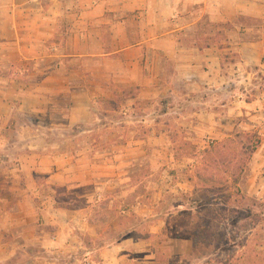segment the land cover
I'll use <instances>...</instances> for the list:
<instances>
[{
    "label": "rangeland",
    "instance_id": "1",
    "mask_svg": "<svg viewBox=\"0 0 264 264\" xmlns=\"http://www.w3.org/2000/svg\"><path fill=\"white\" fill-rule=\"evenodd\" d=\"M4 1L0 0V6ZM56 1L29 0L33 6L44 8ZM59 1L64 15L58 23L59 36L55 38L66 48L71 25L80 26V22H84L81 18L84 9L102 6L104 0ZM192 12L194 21L199 22L192 28V35L205 36V45L217 43L230 49L223 52L227 78L221 91L216 93L212 88L210 92L193 94L190 93L192 86L179 81L176 87L179 94H152L144 98L121 77L127 80L132 76V80H137V76L150 74V66L139 73L133 66L123 64L121 73H116L120 66L112 61L109 66L111 74H116V85H111V94L94 96L91 93L90 110V86H96L93 82L97 79L90 78L89 57L74 59L75 65L85 73H80L73 81L78 90L85 88L89 92L91 121L89 118L87 122L72 124L67 116L66 119L58 117L61 114L51 112L52 108L64 110L68 103L56 100L53 95L55 99L50 95L46 102L40 99L41 113L19 112V105L15 104L16 123L5 135L12 141L18 139L17 147L37 149H25L23 159L20 149L12 146L6 153L9 158L0 160V185L6 182V169L10 167L21 168L26 164L32 169L41 165L48 173L35 172L27 176L29 190H0V264H90V258L100 264L99 244L85 243L86 235L78 231L71 235L73 239L69 242L76 246V240H83V250L46 248L48 242L57 237V228L52 225V209L73 212L69 210L71 206L86 205L88 207L78 212L94 219L97 212L103 214L99 210L101 206L107 205L108 210L113 211L117 210L114 207L120 208L125 203L142 219L132 222V227L137 225V228L122 242L106 246L123 247L120 264H264L262 209L255 210L260 217L254 222L246 218L245 209L230 210L221 202L240 188L264 208V153L261 160L257 155L264 147V105L255 111L245 109L246 103L261 98L264 74L240 65L235 52L236 42L260 38L264 21L238 16L232 23L215 24L205 8ZM136 22L132 30L145 32V22ZM109 29L101 27L94 31L105 36L106 31L110 33ZM79 32L80 36L86 33L81 29ZM87 32L90 35V26ZM98 43L93 47L99 46ZM230 43L233 46L228 47L226 44ZM5 54L15 57L16 51L10 49ZM151 58L156 59L154 55ZM158 65L166 67V80L171 83V62L160 58ZM50 66L45 62H3L0 78L9 80L0 82L10 85L13 78L37 87L43 81L41 78L28 79V74L19 71L25 67L31 71L48 70ZM14 72L18 77H13ZM208 97L212 108L227 107H215L219 111L215 125L200 126L194 113L202 109ZM33 100L32 97L30 101ZM79 103L84 104L82 100ZM236 103L238 110L230 116L229 108H236ZM80 116L82 114L78 118ZM239 133L242 137L234 139ZM254 136L260 139L257 152L253 155L242 152V145L253 148L257 140ZM239 161L246 163L242 172L238 169ZM17 177L16 182L22 183V179L25 182L24 175L18 173ZM136 190L138 196L130 197ZM38 208H42L45 219H39ZM101 230L104 235L106 227ZM196 233L203 239L199 256H193ZM136 244L143 246L144 251L136 249Z\"/></svg>",
    "mask_w": 264,
    "mask_h": 264
},
{
    "label": "crops",
    "instance_id": "2",
    "mask_svg": "<svg viewBox=\"0 0 264 264\" xmlns=\"http://www.w3.org/2000/svg\"><path fill=\"white\" fill-rule=\"evenodd\" d=\"M4 2V5L0 6V57L2 58L0 63L36 62L37 64L45 62L51 66L48 70L38 68L31 71L25 67L19 71L20 74H28V79L41 78L43 81L37 87L29 86L26 81H18L13 78H11L10 85L0 82V160L9 158L6 153H9L12 146L15 145L20 149V156L23 159L22 153L25 149L30 151L37 149L29 146L17 147L20 145L17 143L18 139L12 141L5 135L6 131L8 133V130L16 123L14 115H16L17 107L15 104L19 105V112L26 111L31 115L41 113L42 106H38L42 104L40 99L46 102L48 96L53 95L56 100L63 99L60 101L68 103V105L65 104L66 107H63L64 110L52 108L51 112L61 114L58 117L66 119L67 116L72 124L87 122L89 118L91 121V111L89 113L88 109L89 92L85 88L78 90V86L74 85L73 81L85 71H80V67L75 65L77 61L74 59L90 57V78L98 80L93 82L96 86H90V110L92 94L94 96L111 94V85H116V77H114L116 74H111L113 71L109 66L112 61L118 62L120 66L116 69V73L117 71L121 73L120 69H124L121 66L123 64L133 66L134 71L139 73L150 66V74L140 77L136 74L137 80L134 78L132 80V76L127 80L121 77L123 82L128 81L132 87L137 88L140 96L144 98H149L152 94H179V90H176V87H179L177 84L179 81L192 86L190 93L193 94L210 92L213 90L212 88L217 93L223 89L227 78L223 52L230 49H224L223 44L217 43L205 45V36L202 38L199 35H192V28L199 23L194 21L195 14L192 11L205 8L210 19L216 22L215 24L224 23L223 21L226 24L232 23L238 16L264 21V0H104L102 6L84 9L81 17L84 22L81 21L80 26L78 24L71 25V37L65 48L62 43H59L60 40L55 38L59 36L58 23L64 15V9L59 0L47 8L33 6L29 0H24L21 3L16 0ZM134 22L136 24L145 22L146 31L139 33L132 30ZM89 26L90 35L87 32ZM101 27L110 28L111 34L108 31L105 36L95 34L94 29ZM79 29L86 33L80 36ZM190 38L191 41H187ZM98 41L100 42L99 46L93 47ZM198 43L201 44V48ZM226 45L233 46L232 43ZM10 49L16 51L15 57L5 54ZM235 52L240 58V65L253 67L258 73L264 74V25L260 38L236 42ZM152 55L156 59L151 58ZM160 58L163 61L171 62L172 76L174 77L173 79L170 76L171 83L166 80V67L161 68L158 65ZM239 70L235 72L238 73ZM98 72L101 73L100 76H96ZM13 77H18L17 72L13 73ZM0 80L5 82L9 79L0 78ZM32 97L34 100L30 101ZM79 100H82L84 104H80ZM203 102L205 103L202 104V109L195 112L194 117H198L201 122L200 126L207 123L215 125L219 117V111L215 107L226 109L227 106L220 105L212 108L209 97ZM235 105L236 108H229L230 116L238 110V104ZM261 105H264V91L259 101L246 103L245 109L255 111ZM79 114H82L81 118H78ZM35 122L37 123V121ZM21 141H23L22 138ZM262 153H264V147L257 154L258 160L262 159ZM6 171L7 180L2 186L0 185V190L7 192L29 190L31 185H29L27 176L35 172L36 174L48 173L44 172L41 165L31 169L26 164H23L21 168L10 167ZM18 173L24 175L25 182L23 179L22 183L15 181L18 179ZM19 181H21V176ZM38 210L40 212L38 213L39 219H45L46 216L42 213V208H38ZM52 210L54 212L52 225L57 228V237L48 242L46 247L48 250H83L81 239L74 242L76 246L73 245V242H69L73 239L71 235L77 231L91 238L95 244L99 240L102 227L93 225L88 214L84 215L78 211ZM115 246L117 247L112 249L99 248L102 261L100 264H120L123 247ZM135 247L144 251L143 246L139 244H136ZM91 255H93V251L90 249ZM90 264L97 263L90 258Z\"/></svg>",
    "mask_w": 264,
    "mask_h": 264
},
{
    "label": "trees",
    "instance_id": "3",
    "mask_svg": "<svg viewBox=\"0 0 264 264\" xmlns=\"http://www.w3.org/2000/svg\"><path fill=\"white\" fill-rule=\"evenodd\" d=\"M243 18H241V19H243ZM187 41H191V38H190V40L188 39ZM198 46H200V48H201V44L198 43ZM242 135L243 134L239 133L235 136L234 139H236V140L240 139L242 137ZM247 138L253 139V137H248V136H247ZM254 138H256L257 140H256L253 148H251V146L246 148L245 145H242V150H241L242 152H248L251 155H253L257 152L258 147H259V143H260V139L257 138V136H254ZM238 165H240L238 167V169L241 172L246 168L245 162L239 161ZM236 178H238V177H236ZM236 181H238V180H236ZM137 196H138V191L136 190L130 197L135 198ZM221 202L230 210L234 209V208H238V210H241V209L244 210L245 209L243 212L246 214V218L251 220V221H254V222L257 221V219L260 217V213L258 214V212H256L255 210L262 209L261 214L264 213V208L259 203V201L256 198H251V197H248L247 195H245L240 188H238L235 191V193L229 194ZM215 205L218 206L217 203ZM132 206H133L132 208H134L135 204H133ZM86 207H88V206H86V205L81 206V205L77 204V205L71 206V208H69V210L78 211V210H81V209L86 208ZM61 208H63V207H61ZM114 208H116L117 210L109 211L108 206L103 205L99 208L100 212H102L103 214H100L99 212H97V214H98V215H96L97 218H95V217H94V219L91 218V223L93 225H99L102 227V229H104L106 227V232L104 234L105 236L100 233V236H99L100 240H98V242H96V244H99L98 245L99 248L110 246L111 244L112 245L118 244L119 242H122V240L125 237L129 236L130 233L135 228H137V225L132 227V225H131L132 222H134V220L140 221L142 219L139 216H137V214L132 212L133 210L130 209V206H127L126 203L124 205H122L120 208H118L117 206ZM199 234L200 233H196L195 238L193 240V248H194L193 256H199L198 251H199V249L200 250L202 249L201 241H203V239L201 238V234L200 235ZM84 242L85 243L88 242L90 244V246H91V244H95L94 241L87 236L85 237ZM70 264H73V263H70Z\"/></svg>",
    "mask_w": 264,
    "mask_h": 264
}]
</instances>
